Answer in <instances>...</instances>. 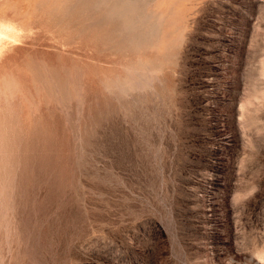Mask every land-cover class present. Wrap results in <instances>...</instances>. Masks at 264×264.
<instances>
[{"label": "rangeland", "instance_id": "1", "mask_svg": "<svg viewBox=\"0 0 264 264\" xmlns=\"http://www.w3.org/2000/svg\"><path fill=\"white\" fill-rule=\"evenodd\" d=\"M0 264H264V0H0Z\"/></svg>", "mask_w": 264, "mask_h": 264}, {"label": "bare ground", "instance_id": "2", "mask_svg": "<svg viewBox=\"0 0 264 264\" xmlns=\"http://www.w3.org/2000/svg\"><path fill=\"white\" fill-rule=\"evenodd\" d=\"M1 35V34H0Z\"/></svg>", "mask_w": 264, "mask_h": 264}]
</instances>
